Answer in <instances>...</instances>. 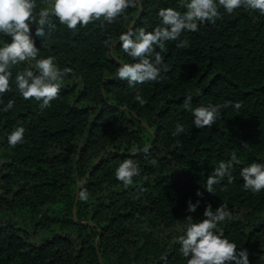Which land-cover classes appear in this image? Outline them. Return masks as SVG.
<instances>
[{
	"label": "trees",
	"instance_id": "1",
	"mask_svg": "<svg viewBox=\"0 0 264 264\" xmlns=\"http://www.w3.org/2000/svg\"><path fill=\"white\" fill-rule=\"evenodd\" d=\"M49 2L37 0V10ZM184 2L143 0L112 23L101 18L76 29L53 19L35 38L38 57L54 56L72 71L47 107L14 87L0 97V264H186L178 241L185 217L202 219L208 204L228 206L231 218L218 230L247 250L249 264H264V189H245L239 175L264 161V14L221 6L215 23L156 48L161 79L129 86L118 77L119 61L132 60L119 33L150 31L160 7L183 12ZM25 66L37 70L34 59L14 66L12 84ZM189 95L192 107L226 100L240 107L228 104L212 126L196 128ZM9 99L15 104L5 109ZM177 122L185 130L173 136ZM21 124L23 142L9 145L7 134ZM233 155V181L208 192L207 176ZM129 157L141 172L126 185L115 168ZM189 200L200 201L191 213Z\"/></svg>",
	"mask_w": 264,
	"mask_h": 264
},
{
	"label": "clouds",
	"instance_id": "2",
	"mask_svg": "<svg viewBox=\"0 0 264 264\" xmlns=\"http://www.w3.org/2000/svg\"><path fill=\"white\" fill-rule=\"evenodd\" d=\"M143 0H50L37 10V0H0V97L11 91L13 87L23 98H35L40 107H47L61 91L60 81L72 71L70 68H60L54 56L38 57L40 48L36 46L35 38L46 35L45 25L53 19L58 20L69 29H76L79 24L84 27L89 22L103 18L112 23L125 15L129 8L139 9ZM221 6L226 13H234L238 8L259 10L264 14V0H185L184 10L175 7H160L157 10L159 23L152 29L140 27L138 30L128 27L119 33L120 47L131 57L130 62L119 61L118 77L126 78L129 86H135L148 81L161 79L164 58L160 51L166 41L176 40L183 31H197L200 24L215 23L222 15ZM36 25L35 30L30 25ZM5 36L10 37L6 40ZM186 43V42H184ZM35 60L33 70L25 66L14 76L12 69L26 60ZM135 99L141 104L146 100L139 92ZM191 95L184 99L185 106L192 112V123L196 128L212 126L220 116V109L232 104L239 109V102L225 101L224 104H200L192 107ZM14 99H9L4 106L11 109ZM184 125L177 122L172 132L177 136L184 132ZM25 128L21 124L7 134V143L15 146L24 140ZM147 151V149L145 150ZM153 165L157 160L152 158ZM239 161L235 155L228 160H221L218 166L207 176L204 188L212 193L214 185L227 178L231 183L234 179L232 169ZM141 172L137 161L129 157L123 159L115 168V177L124 184L133 183V177ZM243 179V187L253 193L264 189V161H253L241 167L239 172ZM198 196L203 193L197 191ZM80 197L87 199V191L80 192ZM200 203L187 202V211L194 212ZM231 218V211L226 204H219L215 209L206 205L202 219H194L192 215L185 217L186 223L182 234L178 237L179 251L186 258V264H249L247 250L237 248L235 241L228 239L218 223Z\"/></svg>",
	"mask_w": 264,
	"mask_h": 264
},
{
	"label": "water",
	"instance_id": "3",
	"mask_svg": "<svg viewBox=\"0 0 264 264\" xmlns=\"http://www.w3.org/2000/svg\"><path fill=\"white\" fill-rule=\"evenodd\" d=\"M78 191H80V189ZM78 197H79V192H78V195H77V198H76V201H75V209H76L77 204H78Z\"/></svg>",
	"mask_w": 264,
	"mask_h": 264
}]
</instances>
